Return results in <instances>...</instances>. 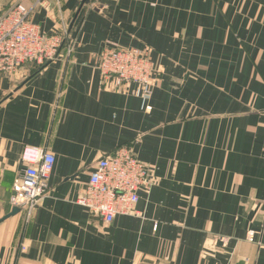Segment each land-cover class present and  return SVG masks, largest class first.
I'll list each match as a JSON object with an SVG mask.
<instances>
[{
	"label": "crops",
	"instance_id": "1",
	"mask_svg": "<svg viewBox=\"0 0 264 264\" xmlns=\"http://www.w3.org/2000/svg\"><path fill=\"white\" fill-rule=\"evenodd\" d=\"M82 1L30 18L69 51L0 76V220L24 147L54 157L30 218L0 223V264H264V0ZM104 47L150 51L148 101L101 85ZM123 147L153 186L105 224L77 199Z\"/></svg>",
	"mask_w": 264,
	"mask_h": 264
},
{
	"label": "built area",
	"instance_id": "2",
	"mask_svg": "<svg viewBox=\"0 0 264 264\" xmlns=\"http://www.w3.org/2000/svg\"><path fill=\"white\" fill-rule=\"evenodd\" d=\"M48 6L47 0H37L30 7L23 0H17L0 13V76L13 75L24 65L45 66L59 58L62 47L71 49L65 39L45 35L31 22L36 9ZM97 70L103 87L123 91L134 85L133 95L142 102L152 96L153 67L149 50L104 47L98 55ZM145 110L150 107L146 106ZM21 161L26 167L13 185L9 206L19 209L27 221L38 201L48 194L47 181L54 157L45 149L24 147ZM152 186L150 169L129 148L123 147L96 162L77 204L110 224L117 216L136 215L140 190H149Z\"/></svg>",
	"mask_w": 264,
	"mask_h": 264
},
{
	"label": "water",
	"instance_id": "3",
	"mask_svg": "<svg viewBox=\"0 0 264 264\" xmlns=\"http://www.w3.org/2000/svg\"><path fill=\"white\" fill-rule=\"evenodd\" d=\"M86 1L87 0H83L82 1V5L85 4ZM18 213H20L19 209H16V208L11 209L10 213L0 220V223L3 222L4 220L10 218V217H13V216L17 215Z\"/></svg>",
	"mask_w": 264,
	"mask_h": 264
},
{
	"label": "rangeland",
	"instance_id": "4",
	"mask_svg": "<svg viewBox=\"0 0 264 264\" xmlns=\"http://www.w3.org/2000/svg\"><path fill=\"white\" fill-rule=\"evenodd\" d=\"M16 1H17V0H13V1L9 4V6L13 5ZM9 6H8V7H9ZM6 8H7V7H6ZM6 8H4V9H6ZM4 9H1L0 13H2V12L4 11ZM34 71H35V70H34Z\"/></svg>",
	"mask_w": 264,
	"mask_h": 264
},
{
	"label": "trees",
	"instance_id": "5",
	"mask_svg": "<svg viewBox=\"0 0 264 264\" xmlns=\"http://www.w3.org/2000/svg\"><path fill=\"white\" fill-rule=\"evenodd\" d=\"M42 67H43V66H42ZM42 67H37V69H36L37 71H35V72H38ZM35 72H34V73H35Z\"/></svg>",
	"mask_w": 264,
	"mask_h": 264
}]
</instances>
